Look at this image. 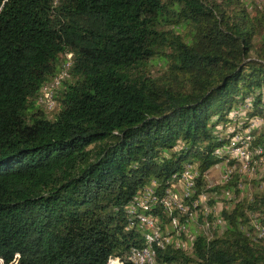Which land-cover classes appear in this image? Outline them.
Segmentation results:
<instances>
[{
  "label": "trees",
  "instance_id": "obj_1",
  "mask_svg": "<svg viewBox=\"0 0 264 264\" xmlns=\"http://www.w3.org/2000/svg\"><path fill=\"white\" fill-rule=\"evenodd\" d=\"M66 53L49 117L38 96ZM256 117L264 0H0V264L126 258L144 245L133 197L163 192L184 162L208 190L204 174L235 161L224 150L235 136L264 148ZM248 179L210 188L228 203L222 233L158 249L155 264H264L252 224L263 221L264 175Z\"/></svg>",
  "mask_w": 264,
  "mask_h": 264
},
{
  "label": "built area",
  "instance_id": "obj_2",
  "mask_svg": "<svg viewBox=\"0 0 264 264\" xmlns=\"http://www.w3.org/2000/svg\"><path fill=\"white\" fill-rule=\"evenodd\" d=\"M70 66L71 53H66L65 61L58 73L42 86L38 96L39 103L47 108L53 107L54 89L69 77ZM257 123H262V119L258 117L252 119L251 126H258ZM245 139L246 141L240 144L238 137L232 140L228 152L242 171L255 172L256 169L264 167V148L251 147L248 135ZM233 169L231 166L224 169L219 178L221 185L209 183L208 170L203 178L204 187L208 190H203L197 186L199 174L196 165L187 164L182 171L173 176L176 180L163 192L149 187L134 196L128 204L127 211L131 218L130 225L140 231L144 245L131 248L126 258L109 256L107 264H125V260L133 264H155L158 249L171 245L187 251L191 249L198 234L210 238L214 234L222 233L225 219L221 217L220 211L223 208L227 209L228 203L220 201L217 213H214L215 205L219 201L216 199L215 190L210 188L227 183L232 178ZM225 195L229 196L228 191ZM255 215L257 214H252ZM164 216L167 217L165 222ZM252 224L259 236L264 234V216L262 222L253 219Z\"/></svg>",
  "mask_w": 264,
  "mask_h": 264
},
{
  "label": "rangeland",
  "instance_id": "obj_3",
  "mask_svg": "<svg viewBox=\"0 0 264 264\" xmlns=\"http://www.w3.org/2000/svg\"><path fill=\"white\" fill-rule=\"evenodd\" d=\"M248 1V3H250V4H252L253 2H255V3H257V2H259L260 0H247ZM159 68H160V66L159 65H156L155 66V68H154V72L156 73L158 70H159ZM55 103H56V105H55ZM55 103H54V105H53V107L52 108H47V107H45L42 103H40V105L43 107V109L46 111V114H47V116H52L54 113H55V111H56V109L58 108V105H57V102H56V100H55ZM230 115L231 116H234L233 115V113H230ZM259 118V117H258ZM254 119V118H253ZM252 122V121H251ZM257 125L258 126H260V125H264V121L262 120V123H257ZM250 127H252V126H250ZM232 130V127H227V129H226V131H231ZM247 131H248V129H247ZM236 137H238L239 139H240V135H238V136H235L232 140H236ZM224 150L226 151V152H228V148H224ZM188 163L187 162H184L183 163V165L184 166H186ZM232 167V169H233V174L236 172V173H240L241 175L243 174H245L246 176H248V178H257V179H259V178H262V176L264 175V167H260V168H258V169H256V171L255 172H244V171H242L241 170V167L238 165V164H236L235 162H233V163H231V164H229L228 163V161H226V162H221V163H218V164H216L215 166L213 165L210 169H209V173H208V178H209V180H210V182L209 183H212V184H216V183H219V178H221V176H222V174H223V172H224V169L226 168V167ZM180 171H182V170H178L177 171V173L176 174H178ZM232 174V175H233ZM250 179H248V180H250ZM219 185H221L220 183H219ZM260 186H262V184H260V185H258L257 184V186L256 187H260ZM218 190V189H217ZM217 190H215L214 192H215V194H216V199L219 201L220 200V198L222 197V188H219V191L217 192ZM255 190V187L254 186H252V184L250 183V182H248L247 183V185H246V187H245V194H249V198H250V193L252 192V191H254ZM218 204H219V206H220V201H219V203H217L216 205H215V209H214V213H217V209H218ZM194 225V224H193ZM195 228V226H193V229Z\"/></svg>",
  "mask_w": 264,
  "mask_h": 264
}]
</instances>
